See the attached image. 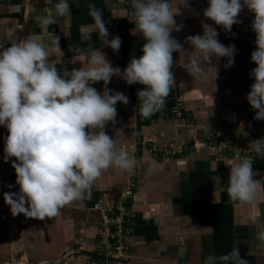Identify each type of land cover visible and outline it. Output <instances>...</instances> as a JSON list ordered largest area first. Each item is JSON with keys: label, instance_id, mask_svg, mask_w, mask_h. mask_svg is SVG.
I'll return each mask as SVG.
<instances>
[{"label": "crops", "instance_id": "crops-1", "mask_svg": "<svg viewBox=\"0 0 264 264\" xmlns=\"http://www.w3.org/2000/svg\"><path fill=\"white\" fill-rule=\"evenodd\" d=\"M58 0H52L57 3ZM71 13L57 18L42 31L38 17L43 16L46 0H0V49L30 34H39L50 44V62L58 71L81 66L78 59L88 48L101 46L103 39L89 15V4L103 10L108 39L121 38L117 52L103 47L113 67L125 68L133 56L139 57L145 43L142 35L133 34L132 9L120 0H68ZM243 3V0H241ZM176 26L171 36L184 50L173 53L175 84L164 107L149 118L140 114L137 92L143 85H128L113 76L107 88L128 96L129 103L117 102V117L105 132L113 137L116 148L133 158V168L110 167L95 181L92 194L60 209L56 217L38 220L23 214L13 216L4 202L5 192H18L15 171H10L0 156V264H89L103 249L99 234L100 213L95 203L110 204L119 189H124L131 174L136 186L128 199L132 212L133 232L127 237L125 255L109 264H205L209 256L216 264H232L219 257L239 249L246 264H264V158H252L255 180H262L261 190L251 202L233 201L227 194L228 159L212 148L186 150L188 143L201 135L214 136L222 143L230 140L264 136V120L254 119L255 112L247 102L254 78L250 71L255 50V33L251 30L254 14L244 7L230 32L206 20L203 11L208 0H169ZM217 31L219 42L235 45L234 64L225 68L227 58L212 57L217 65L216 79H197L188 73L192 48L186 37L203 34L201 23ZM91 35V38L89 36ZM57 39L59 49L57 50ZM102 92L103 81L92 85ZM181 101L183 117H174L172 109ZM6 129L0 126V132ZM95 131H99L98 129ZM183 148L184 152L162 156L160 149ZM241 158V157H240ZM191 218V221L189 220Z\"/></svg>", "mask_w": 264, "mask_h": 264}, {"label": "clouds", "instance_id": "clouds-1", "mask_svg": "<svg viewBox=\"0 0 264 264\" xmlns=\"http://www.w3.org/2000/svg\"><path fill=\"white\" fill-rule=\"evenodd\" d=\"M187 5V0H184ZM89 15L95 29L103 38L101 46L88 48L81 53L79 68L58 71L50 62V44L41 35L30 34L24 39L0 49V126L7 129L4 159L15 158V184L18 192H5L4 202L10 206L13 216L44 220L56 217L61 208L92 194L95 181L110 167L131 170L134 159L123 149H117L113 137L105 132L109 122L117 117V102L128 104L129 98L121 92L106 87L113 76L128 85H143L138 90L140 114L149 118L159 112L175 84L173 53L184 50L170 34L175 25L169 0H131L133 34L143 36L145 43L141 55L133 56L123 69L113 67L106 59L103 47L117 52L121 38L108 39L103 10L89 4ZM244 7L254 14L251 30L255 33L256 48L251 61L256 65L249 75L254 78L247 94V102L255 112L254 119L264 120V0H208L203 11L206 20L222 26L230 32ZM44 15L38 17L42 31L57 18L71 13L68 0H46ZM203 34L186 37L190 44L189 75L207 79L218 74L217 65L208 68L202 62L212 64V57L227 58L225 68L234 64L235 45L225 46L217 39L218 33L209 23H201ZM176 31L179 27L176 26ZM91 38V35L89 36ZM57 50L59 41L57 39ZM103 81L104 89L98 92L92 85ZM99 131H95V130ZM250 150L264 153V143H250ZM229 198L233 201L251 202L261 190L262 180L253 179V161L248 157L228 159ZM191 221V218L189 217ZM264 240V231L259 233ZM232 264H246L239 249L219 257ZM217 258L209 256L205 264H216Z\"/></svg>", "mask_w": 264, "mask_h": 264}, {"label": "built area", "instance_id": "built-area-1", "mask_svg": "<svg viewBox=\"0 0 264 264\" xmlns=\"http://www.w3.org/2000/svg\"><path fill=\"white\" fill-rule=\"evenodd\" d=\"M120 2L131 8V0H120ZM174 117H183L182 103L177 101V104L172 109ZM7 129L0 132V156L4 159V145L5 137L7 136ZM259 140L264 143V136L253 139H239L230 140L222 143L218 138L214 136L201 135L188 143L186 149L209 147L215 150L219 155L233 156V157H248L252 158H264V153L257 154L250 150V143ZM162 156H170L175 154H181L184 152L183 148L173 150L172 148L164 147L160 149ZM15 158H9L5 161L6 166L10 171H15L12 168V162ZM136 186V177L131 174V177L124 189H119L115 200L110 204H93L92 208L97 210L100 215V231L99 236L101 238L103 249L96 252L95 258H91L89 264H109V261L115 257L125 255L128 250L126 239L133 232L132 224V212L128 206V199L132 194L133 189Z\"/></svg>", "mask_w": 264, "mask_h": 264}, {"label": "rangeland", "instance_id": "rangeland-1", "mask_svg": "<svg viewBox=\"0 0 264 264\" xmlns=\"http://www.w3.org/2000/svg\"><path fill=\"white\" fill-rule=\"evenodd\" d=\"M186 150H188V149H186Z\"/></svg>", "mask_w": 264, "mask_h": 264}]
</instances>
